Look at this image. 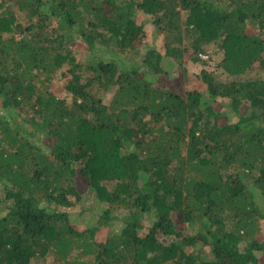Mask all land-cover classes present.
<instances>
[{
    "label": "trees",
    "instance_id": "1",
    "mask_svg": "<svg viewBox=\"0 0 264 264\" xmlns=\"http://www.w3.org/2000/svg\"><path fill=\"white\" fill-rule=\"evenodd\" d=\"M263 232L264 0H0V264H264Z\"/></svg>",
    "mask_w": 264,
    "mask_h": 264
},
{
    "label": "rangeland",
    "instance_id": "2",
    "mask_svg": "<svg viewBox=\"0 0 264 264\" xmlns=\"http://www.w3.org/2000/svg\"><path fill=\"white\" fill-rule=\"evenodd\" d=\"M149 43H153V42H149ZM148 43V45H149ZM95 53V56H93V58H100L102 56V54L104 53L103 50L97 48ZM169 61L170 63H172L173 67L172 69H167V71L164 74V78H170V77H179L182 81L184 80V76L183 73L178 71V66H177V62L176 60L172 59V58H165V62ZM184 66V64H183ZM188 70H187V74L191 75L192 73H199L203 68L206 67V69L208 68V70H213V65H202L201 63H193L192 65L189 64L187 65ZM176 81V78H174L173 82ZM59 82L53 84L51 87V89H53V87L56 90H51L52 92L56 93L58 92L60 95V97H64L66 95V91L65 90H60V86H59ZM170 84V83H169ZM224 106H222L221 108H223ZM235 118V117H234ZM85 204V203H84ZM261 236L264 238V232L261 233Z\"/></svg>",
    "mask_w": 264,
    "mask_h": 264
}]
</instances>
